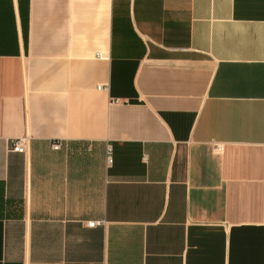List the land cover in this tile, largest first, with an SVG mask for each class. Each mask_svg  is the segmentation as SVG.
Instances as JSON below:
<instances>
[{
  "label": "crops",
  "instance_id": "1",
  "mask_svg": "<svg viewBox=\"0 0 264 264\" xmlns=\"http://www.w3.org/2000/svg\"><path fill=\"white\" fill-rule=\"evenodd\" d=\"M0 264H264V0H0Z\"/></svg>",
  "mask_w": 264,
  "mask_h": 264
},
{
  "label": "built area",
  "instance_id": "2",
  "mask_svg": "<svg viewBox=\"0 0 264 264\" xmlns=\"http://www.w3.org/2000/svg\"><path fill=\"white\" fill-rule=\"evenodd\" d=\"M26 146H27V138L26 137H20V138L14 139L12 141L11 149L14 150V151H17V152H25L26 151ZM54 146L55 147H59V144H55ZM107 160L108 161L112 160L111 147L110 146H108V149H107ZM101 223H102V221L93 220V221L89 222V225L94 227V226H96L98 224H101Z\"/></svg>",
  "mask_w": 264,
  "mask_h": 264
}]
</instances>
